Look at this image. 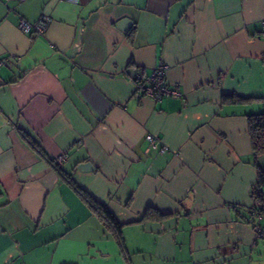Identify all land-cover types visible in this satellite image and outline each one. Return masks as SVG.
Segmentation results:
<instances>
[{
  "label": "crops",
  "instance_id": "1",
  "mask_svg": "<svg viewBox=\"0 0 264 264\" xmlns=\"http://www.w3.org/2000/svg\"><path fill=\"white\" fill-rule=\"evenodd\" d=\"M262 21L264 0H0V264H264ZM158 65L160 101L135 83Z\"/></svg>",
  "mask_w": 264,
  "mask_h": 264
},
{
  "label": "trees",
  "instance_id": "2",
  "mask_svg": "<svg viewBox=\"0 0 264 264\" xmlns=\"http://www.w3.org/2000/svg\"><path fill=\"white\" fill-rule=\"evenodd\" d=\"M223 99L241 100L242 98H236L235 95H226L223 97ZM247 121L249 136L251 139V145L254 155L264 154V112L248 114ZM27 141L47 159V161L52 165V167L59 175L63 176L66 181H68L72 185V187L80 194V196H82V198L88 203V205L96 213V215H98L102 219V221L114 231V234L116 235L120 244L123 246L121 224L118 222L115 216L108 210V208L105 205L95 201L90 195H88V193H86L78 185H76L72 181L70 174L67 173L60 166V164L55 163L46 154H44L42 150H40V148L33 141H30L29 138H27ZM262 182H264V170H258V184H261ZM252 195L258 198L259 202L261 203L259 212L264 213V195H261L259 193L257 186L253 188ZM154 214V217L156 218L164 217L163 213H160L153 209H148L145 212L144 217H151Z\"/></svg>",
  "mask_w": 264,
  "mask_h": 264
},
{
  "label": "built area",
  "instance_id": "3",
  "mask_svg": "<svg viewBox=\"0 0 264 264\" xmlns=\"http://www.w3.org/2000/svg\"><path fill=\"white\" fill-rule=\"evenodd\" d=\"M47 24L48 19L46 17H43L35 23H29L22 19L19 22V27L24 32L35 30L37 33L41 34L46 29ZM262 35H264V21H262ZM164 71L165 67L163 65H158L148 76L141 77L138 75L135 79L138 91L143 95L153 98L156 101H160L162 98L168 97L170 95H177L178 92L176 90L168 87L164 79ZM147 139L149 141L150 147L156 146V137L148 135ZM161 151H164V148H161ZM51 159L55 163L61 164L64 161L65 156L63 154H59L51 157ZM260 206L261 203L259 200L254 198L252 201L251 210L252 213L257 217H262V215H264L259 212ZM256 234L257 236L264 235V233L260 232L258 229L256 230Z\"/></svg>",
  "mask_w": 264,
  "mask_h": 264
},
{
  "label": "water",
  "instance_id": "4",
  "mask_svg": "<svg viewBox=\"0 0 264 264\" xmlns=\"http://www.w3.org/2000/svg\"><path fill=\"white\" fill-rule=\"evenodd\" d=\"M117 25L123 31H127L130 28V26L132 25V21H131V19H129L127 17H123L117 22ZM77 168L82 170V171H89L93 168V166H92L91 162L85 161V162L79 163L77 165Z\"/></svg>",
  "mask_w": 264,
  "mask_h": 264
}]
</instances>
